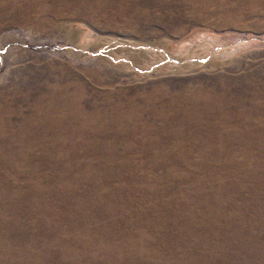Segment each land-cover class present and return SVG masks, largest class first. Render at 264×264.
<instances>
[{"label": "rangeland", "instance_id": "rangeland-1", "mask_svg": "<svg viewBox=\"0 0 264 264\" xmlns=\"http://www.w3.org/2000/svg\"><path fill=\"white\" fill-rule=\"evenodd\" d=\"M0 264H264V0H0Z\"/></svg>", "mask_w": 264, "mask_h": 264}]
</instances>
